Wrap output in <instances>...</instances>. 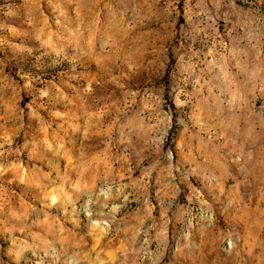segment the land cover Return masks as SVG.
I'll return each instance as SVG.
<instances>
[{
    "label": "rangeland",
    "instance_id": "obj_1",
    "mask_svg": "<svg viewBox=\"0 0 264 264\" xmlns=\"http://www.w3.org/2000/svg\"><path fill=\"white\" fill-rule=\"evenodd\" d=\"M0 264H264V0H0Z\"/></svg>",
    "mask_w": 264,
    "mask_h": 264
}]
</instances>
